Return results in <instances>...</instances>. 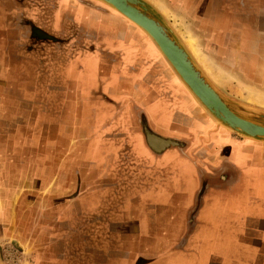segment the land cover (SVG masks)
<instances>
[{"label": "crops", "instance_id": "crops-1", "mask_svg": "<svg viewBox=\"0 0 264 264\" xmlns=\"http://www.w3.org/2000/svg\"><path fill=\"white\" fill-rule=\"evenodd\" d=\"M239 1L164 5L248 49L264 0L249 14ZM130 41L147 44L96 0H0V181L39 190L18 234L19 195L0 193L17 264H264V142L217 125L181 85L173 97L162 56L124 62Z\"/></svg>", "mask_w": 264, "mask_h": 264}, {"label": "rangeland", "instance_id": "rangeland-1", "mask_svg": "<svg viewBox=\"0 0 264 264\" xmlns=\"http://www.w3.org/2000/svg\"><path fill=\"white\" fill-rule=\"evenodd\" d=\"M96 1L105 6L114 14L124 18L127 23L137 28L146 39L147 44L144 43L138 46L132 41L128 42L131 48L125 50L123 55L124 62H130L133 57H135V59L138 58L139 61H142L149 51L152 55L158 54L162 56L149 37L144 32H142L140 28L132 24L128 19L120 15L107 4L98 0ZM149 1L154 4L160 14L180 36L196 64L202 69L208 80L223 95L237 103H240L241 105L251 107L256 111L264 112V54H261V51L264 52V33H262V31L264 32V28L261 29V26H264L263 23L258 22V20L255 21L254 19L252 30L254 39L252 40V45H250L248 49H244L243 46H241L242 43L238 33L223 34L221 35V38L218 39L215 37L216 34L220 35L219 33L224 32L225 29H218L216 32H208L187 28L188 24L181 22L180 12L182 8L180 3H178L174 11V8L169 6L166 7L164 5V0ZM244 1L245 5L247 6H242L241 4L237 5V14H239L240 10L241 13L244 14L245 9H247L246 13L248 12V14L250 13L248 10H253V13H257V6L254 5L256 3L258 4L259 0ZM238 2L240 1L238 0ZM256 37H258V39ZM124 41L127 42L126 39ZM142 42H144V38L142 39ZM191 45H194V48H191ZM160 66L164 67L162 62H158V67ZM177 79H172V84L175 88L173 97L182 92V87L186 89L178 77ZM191 97L194 99L192 95ZM188 110L189 109H186V111ZM125 115L126 113H123L122 116V123L124 125L128 124V119L125 117ZM190 118L192 119V117ZM23 121L24 120L20 122L21 127L26 126L27 128V125L24 124ZM0 125V140H2V143H5L11 135L9 132L6 133V131H9V129L6 130L5 128V120L0 121ZM34 143L35 145H33V147L38 148V139H35ZM0 149L4 150V146H1ZM4 162V157H0V177L5 171ZM16 171H20V168H17ZM14 175L17 176L18 173H11L6 177V179L0 181V193H10V191L13 190L14 193H17L16 195H19L15 197V203L13 202V204L16 209L20 211L22 215V221L21 216L16 214L15 216L18 218V221L16 222L17 224L15 223L12 225V227L15 229L14 232L18 234L20 232L19 227L22 223H29L30 226L31 223L36 222L37 195L39 194L37 192L39 190L38 184L34 182L35 177L25 175L29 181L19 183L20 180L14 178ZM25 217H27V219ZM6 227L7 225L5 223H0L1 230H4ZM1 230L0 244L2 245L5 263H19V259L21 258L20 253L10 243L11 240H14L13 236H7L6 232L2 231L3 233H1ZM14 243L16 245L19 244V242L16 240H14Z\"/></svg>", "mask_w": 264, "mask_h": 264}, {"label": "water", "instance_id": "water-1", "mask_svg": "<svg viewBox=\"0 0 264 264\" xmlns=\"http://www.w3.org/2000/svg\"><path fill=\"white\" fill-rule=\"evenodd\" d=\"M116 8L142 27L158 44L174 74L197 98L199 106L217 125L237 136L264 142V112L223 95L196 64L184 42L148 0H98ZM196 101V100H195ZM0 264H6L0 244Z\"/></svg>", "mask_w": 264, "mask_h": 264}, {"label": "bare ground", "instance_id": "bare-ground-1", "mask_svg": "<svg viewBox=\"0 0 264 264\" xmlns=\"http://www.w3.org/2000/svg\"><path fill=\"white\" fill-rule=\"evenodd\" d=\"M114 10L115 11H117L120 15H122L123 17H125L126 19H128L132 24H134L135 26H137L138 28H140L141 30H142V32H144L148 37H149V39L152 41V43L155 45V47L158 49V51L160 52V54L163 56V58H164V55L162 54V52H161V50H160V48H159V46H158V44L155 42V40L148 34V32H146V30H144L142 27H140L139 25H137L136 23H134L132 20H130L128 17H126L124 14H122L121 12H119L116 8H114ZM194 45H191V48L193 47ZM194 48V47H193ZM197 54V53H196ZM179 80L181 81V83L186 87V89L188 90V92L194 97V99L196 100V101H198L197 100V98L193 95V93H192V91H190L189 89H188V87L184 84V82L181 80V78L179 77ZM156 143V142H155Z\"/></svg>", "mask_w": 264, "mask_h": 264}]
</instances>
